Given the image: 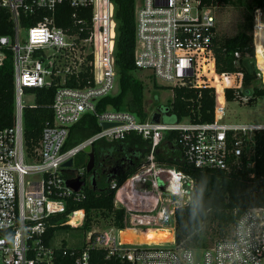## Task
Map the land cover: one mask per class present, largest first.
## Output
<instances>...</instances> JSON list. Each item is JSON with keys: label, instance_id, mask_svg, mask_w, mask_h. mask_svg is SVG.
<instances>
[{"label": "built area", "instance_id": "built-area-1", "mask_svg": "<svg viewBox=\"0 0 264 264\" xmlns=\"http://www.w3.org/2000/svg\"><path fill=\"white\" fill-rule=\"evenodd\" d=\"M72 10L66 28L55 23L56 10ZM220 6H205L202 0H134L136 70L148 73L161 86L214 90V120L211 123L152 122L121 110L97 111V103L113 88L118 78L115 47L110 53L107 40L109 22L115 21L111 0H0V9L8 14L11 33L0 35V67L10 59L13 69V114L9 126L0 128V258L3 264H54L55 251L62 244L44 241L49 220L66 213L65 200L83 197L65 186L66 179L85 180L84 169H74V158L84 149L104 140L119 141L134 133L148 143V151L137 171L115 190L113 205L123 211L121 230L86 232L84 248L75 264H90V250L101 249L106 259L120 264H264V206L240 214L230 237L214 242L206 249H185L175 240V211L191 203L194 181L174 167L158 161L167 136L171 153L198 169L230 171L254 167V134L264 125H237L218 121L216 87L224 91L232 86L241 103L251 96L242 94V73L217 74L214 39L217 36L216 13ZM39 16L35 24L31 18ZM30 20V22H28ZM25 23V25H24ZM117 34V23L115 26ZM43 32L41 37L34 33ZM253 54H245L258 87L264 88V71L258 57L264 59V13L253 12L250 32ZM116 44V41H115ZM233 65L243 56L233 53ZM74 82L79 87H69ZM55 87L51 104L52 120L46 121L33 149L24 142V110L35 105L31 89ZM253 92V91H252ZM225 101V97L223 98ZM28 100H31L30 104ZM224 104V103H223ZM223 106V105H222ZM93 115L98 123L111 124L83 140L64 148L69 130L84 115ZM73 160L70 168L62 165ZM253 178V173L249 174ZM131 186L120 192L123 185ZM86 181V180H85ZM163 187V190L160 189ZM186 192L190 202L184 201ZM178 201V202H177ZM177 202V203H176ZM81 213L79 223L73 216ZM84 212L67 215L65 224L81 226ZM137 233L166 230L171 241L159 243H123L120 232ZM65 249H73L65 246ZM65 254V251H64Z\"/></svg>", "mask_w": 264, "mask_h": 264}, {"label": "trees", "instance_id": "trees-1", "mask_svg": "<svg viewBox=\"0 0 264 264\" xmlns=\"http://www.w3.org/2000/svg\"><path fill=\"white\" fill-rule=\"evenodd\" d=\"M205 6H240L241 0H202ZM115 8V21L109 22L107 40L109 52L115 47V65L118 74L119 92L114 96H106L97 103V111L107 108L121 110L144 120L149 112L144 99V84L134 77L136 71L133 63L135 45L134 0H111ZM243 12V25L238 33L229 38L214 39V54L216 58L217 74L242 73L241 87L252 88L251 97L245 104L251 105L258 98L264 97V88L258 87L254 80L253 69L245 54H253L250 32L253 23V12L261 9L264 13V0H249ZM72 10L67 6H60L56 10L55 23L58 27L66 28L71 24ZM39 16L31 18L35 24ZM30 22V20H28ZM25 25V23H24ZM11 33V24L8 14L0 9V35ZM116 41V44H115ZM234 52H240L243 58L239 65H233ZM69 87L82 88L74 82L66 83ZM156 86V85H154ZM218 86V85H217ZM164 88V87H160ZM220 88V86H218ZM221 89V88H220ZM172 101L166 106L158 108L163 123H178L189 120L191 123H211L214 120V90L207 87L195 88L192 86L171 88ZM13 69L8 59L0 67V128L9 126L13 114ZM55 87L31 89L27 93L34 94L35 105L24 110V142L28 149H33L40 138L41 129L46 121L52 120L51 104ZM232 86L224 91L226 102H240V96L235 95ZM100 130L93 115L86 114L69 130L65 149L71 148L89 138ZM168 135L161 151L157 155L158 161L183 172L194 181V191L191 203L175 211V240L185 249H206L214 242L230 237L236 218L254 207L264 206V131L254 134L255 151L254 167L247 170L244 165L230 171L219 169H198L184 162L177 153H171ZM148 151V143L134 133H127L119 141L107 142L100 140L93 145L94 166L93 175L85 171L88 156L80 153L74 158V169H84V176L88 183L82 190L83 197L79 200L67 197L65 200L66 213L55 215L49 220V226L44 236L46 243L50 242L55 232L59 230L90 231L94 218L99 216L111 221L115 229L121 230L123 225V211L113 205L115 190L110 183L114 181L121 186L139 168L143 157ZM105 170L103 176L99 171ZM253 173V178L250 177ZM95 180L92 186L91 178ZM84 212V221L81 226L69 227L65 224L67 215L75 212ZM81 213L78 214L80 217ZM149 233H141L144 240H148ZM210 243V244H209ZM55 251L54 264H75V259L84 248L65 249ZM65 251V254H64ZM90 264H120L106 259L101 249H92L89 252Z\"/></svg>", "mask_w": 264, "mask_h": 264}, {"label": "rangeland", "instance_id": "rangeland-1", "mask_svg": "<svg viewBox=\"0 0 264 264\" xmlns=\"http://www.w3.org/2000/svg\"><path fill=\"white\" fill-rule=\"evenodd\" d=\"M249 0H241L240 6H220L216 13V28L218 38H229L235 36L243 25L242 14L246 10V5ZM260 68L264 71V59L258 57ZM134 77L141 80L144 84V99L146 101V109L150 117L158 112V108L166 106L172 101L173 93L169 86H161L160 82L156 84L152 82V78L148 76L147 72L136 70ZM156 85V86H154ZM164 87V88H160ZM216 87V117L218 121L226 124L237 125H264V97L258 98L254 104L248 105L237 101H224L223 93L218 86ZM119 92L118 78L114 80L113 88L110 95L114 96ZM31 104L32 101L28 100ZM224 103V104H223ZM223 105V106H222ZM163 190V187H160ZM184 201L190 202L191 193L186 192L183 196ZM114 227L109 219L102 217H95L90 230L96 232L109 231ZM169 232L156 230L153 232L154 241L169 240ZM86 233L78 231L59 230L55 232L52 239L53 245L65 242L66 246L70 248H82L85 243ZM120 238L123 243H143L144 240L140 233L125 230L120 232ZM149 239V237H148ZM210 244V243H209ZM0 264H3L0 258Z\"/></svg>", "mask_w": 264, "mask_h": 264}, {"label": "water", "instance_id": "water-1", "mask_svg": "<svg viewBox=\"0 0 264 264\" xmlns=\"http://www.w3.org/2000/svg\"><path fill=\"white\" fill-rule=\"evenodd\" d=\"M242 94L244 96H251L252 88L242 89ZM159 119H160V114L158 112L154 113L152 116V122L157 123V122H159ZM99 126L102 129H108L109 127H112L111 124H107V123H100ZM84 153L88 156V162L86 164L85 171L87 174H90L92 176L93 175V166H94L93 146L86 147L84 149ZM72 164H73V160L69 159L68 161H66L62 165V167L70 168L72 166ZM91 183H92V186H95V180L93 177L91 178ZM85 185H86V181L80 180L79 177L69 178V179H66V181H65V186L67 188L71 189L74 193H78Z\"/></svg>", "mask_w": 264, "mask_h": 264}, {"label": "bare ground", "instance_id": "bare-ground-1", "mask_svg": "<svg viewBox=\"0 0 264 264\" xmlns=\"http://www.w3.org/2000/svg\"><path fill=\"white\" fill-rule=\"evenodd\" d=\"M133 182V180H130V181H128L125 185H123L122 186V188H121V190H120V192H123V191H125L127 188H129V186H131V183ZM178 202V201H177ZM176 202V203H177ZM79 223V217H78V214L76 215V216H73L72 217V220H71V224L72 225H77ZM127 230V229H126ZM128 230H130V229H128ZM123 231H125V230H123ZM130 231H133V230H130ZM154 231H156V230H152V231H150V232H148L149 234H148V237H149V239L147 240V241H145V242H148V243H151V242H153V243H159V242H164V241H171L172 240V236H171V234L169 233V235H168V238H169V240H164V241H154L153 240V232ZM161 231V230H160ZM162 231H166V230H162ZM134 232V231H133ZM168 232V231H167ZM120 235V234H119ZM122 241V240H121ZM128 243V242H127ZM144 243V242H143ZM131 244H135V242L134 243H132L131 242Z\"/></svg>", "mask_w": 264, "mask_h": 264}, {"label": "flooded vegetation", "instance_id": "flooded-vegetation-1", "mask_svg": "<svg viewBox=\"0 0 264 264\" xmlns=\"http://www.w3.org/2000/svg\"><path fill=\"white\" fill-rule=\"evenodd\" d=\"M99 173L100 174H103V176H108L107 174H104L105 173V170L104 169H102L101 171H99ZM85 180H86V178H84ZM89 181H88V179H87V181H86V183H88Z\"/></svg>", "mask_w": 264, "mask_h": 264}, {"label": "snow or ice", "instance_id": "snow-or-ice-1", "mask_svg": "<svg viewBox=\"0 0 264 264\" xmlns=\"http://www.w3.org/2000/svg\"><path fill=\"white\" fill-rule=\"evenodd\" d=\"M43 35H44L43 32L34 33V36H35V37H41V36H43Z\"/></svg>", "mask_w": 264, "mask_h": 264}]
</instances>
